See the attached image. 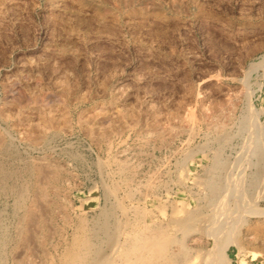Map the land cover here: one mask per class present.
<instances>
[{
	"label": "rangeland",
	"instance_id": "1",
	"mask_svg": "<svg viewBox=\"0 0 264 264\" xmlns=\"http://www.w3.org/2000/svg\"><path fill=\"white\" fill-rule=\"evenodd\" d=\"M263 55L264 0H0L5 264L57 263L103 221L113 242L157 229L173 262L202 264L215 164H238L249 105L264 135V67L249 70ZM28 211L41 231L18 236ZM249 220L264 222L245 215L217 241L228 264H264Z\"/></svg>",
	"mask_w": 264,
	"mask_h": 264
},
{
	"label": "bare ground",
	"instance_id": "2",
	"mask_svg": "<svg viewBox=\"0 0 264 264\" xmlns=\"http://www.w3.org/2000/svg\"><path fill=\"white\" fill-rule=\"evenodd\" d=\"M260 59L261 60H260L259 64H251L249 66L250 67L249 70L253 69L257 65H259V66L262 65V67H264V55ZM245 113H247V114L241 119L240 126L238 127L240 133L246 134V136L244 138H241V140L243 139V141H242L243 144L241 145L239 155H237L238 158H236V160H237L236 162L238 164H235V162H234V164L227 166L223 163L218 162V160H217V162L215 164L217 169L214 167V169H216V171H217V175H216V178L213 177V179L215 178L216 181H214V183L210 187V188H212V191L210 190L211 191V193H210L211 194V203H210L211 204V210L208 211L209 212V223L206 227V235H207L206 237H208L212 241V243H211L212 248L206 252V254L203 258V261L201 260L202 264H228V262H227L228 259H227V255H226V248H225L226 245L225 246H218L217 245L218 239H220V237L223 235L229 236V234H231L230 232H232L231 230L233 228H235V226L239 223V221L241 219H243V217L245 215H251L252 218H255V220H256V218L257 219L258 218L264 219V209H259V207L255 208L254 204L250 205V204H248L249 202L247 201V197H248L250 189L252 190V189H257V188L262 187V192H264V135L262 134L260 124H258V122H257V114L258 113L254 109H252V107H250V105L248 106V110ZM240 133H239V135H240ZM242 134H241V136H242ZM5 147L3 149L0 148L2 150V152L5 151V152H3L4 154L7 152V148H5ZM9 153H10V151H9ZM16 156H17V154H16ZM253 157L255 159V163L253 164V166H255L256 169L258 166V170L256 171L254 169L256 172L252 175L251 179L248 180L249 181L248 184H246L244 181V178H243L244 173H245L244 167L246 166L244 164L248 165V163L251 162L250 159ZM261 163L263 165H260ZM49 167H48V169H49ZM42 168H43V166H42ZM5 169L0 167V185H2V183L7 178L11 177V172L8 170H5ZM41 170H43V169H41ZM17 174H18V172H17ZM211 180L212 179H210V181ZM10 185H12V184H10ZM3 187H4V185H3ZM14 189H16V188H14ZM262 192H261V194H262ZM14 193L17 194V201L16 202H17V206L20 207L22 205V202H23L24 192L21 189H19ZM4 194H5V192H4ZM42 194L43 193H41L40 198H42L44 196ZM50 202L51 201H49V204H50ZM113 204H114V202H113ZM104 214H106V213L104 212ZM32 216H34V215H32ZM31 218L32 217H31L30 211L26 212V214L23 216V218H21L20 222L18 223V227H16L18 230L17 231L18 236H21L26 232H27V234H29L28 232H30V236H31L32 231L28 230V226L31 223V222L30 223H28V222L30 221ZM248 223H247L248 226H247L245 233L253 235L254 237L260 236L262 241H264V222L263 223H261V222L257 223L256 221H252V220L250 221L249 220ZM34 226H35L36 230L41 229V225L39 223L35 224ZM5 227L0 222V264H5V262L3 261L4 252H6L5 250L9 244V241H11L10 238L8 237L9 235L7 234ZM31 227H32V225H31ZM47 230H48V228H47ZM48 231H50V229ZM91 232H92V234L90 236H83L82 235L83 237L80 240L76 241V239H75V241H76V242H74L75 244L72 242L73 245L71 244L72 245L71 248H69L62 255L61 259H59L57 261V263L55 261H53L54 259L52 260L47 255L41 253V257H39V261H37V262L34 261V262L28 263V264H177L176 262H173L172 259H170V257L172 255L170 257L168 256L170 253L168 255L166 254V249H165L166 237L162 234V232L158 231L157 229L134 230L131 235L129 234V237L125 238L126 240L122 244H120L119 241L113 242V238H111V236H109L111 233L110 228H109V224L105 221L96 223L94 225V227L92 228ZM89 234H90V231H89ZM14 235H16V234H14ZM115 235H117V234H115ZM108 237H109V241H107ZM33 238H34V236H33ZM22 239H23V237H22ZM22 239H21V242H22ZM13 241H14V239H13ZM26 241H27V239H26ZM104 241L105 242L107 241V244L110 243V245H111V250L108 254L102 253L103 250H102L101 246H102V244L105 243ZM18 242H19V240H18ZM23 242H25V241H23ZM14 243H16V242H14ZM33 243H35V242H33ZM14 246H16V245H14ZM20 247H22L21 244H20ZM28 247H30V246H28ZM236 248L238 249L239 252L243 251L242 247L238 244H236ZM33 250H35V249H33ZM8 253H10V252H8ZM35 253L36 252H34V254ZM21 254L23 255V253H21ZM34 254H33V256H34ZM26 257H27V255H26ZM172 258H174V257H172ZM183 258L184 257H182V259ZM31 260H34V259L31 258ZM22 261H23L22 257H21V255H19L18 261L16 259V262L21 264ZM24 264H26V262H24ZM185 264H191V263H190V261H188V262L185 261Z\"/></svg>",
	"mask_w": 264,
	"mask_h": 264
}]
</instances>
